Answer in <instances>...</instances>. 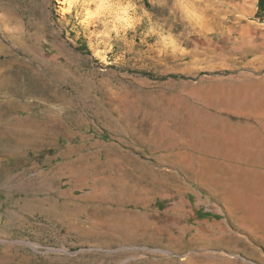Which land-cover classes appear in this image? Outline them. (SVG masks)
Instances as JSON below:
<instances>
[{
  "label": "rangeland",
  "instance_id": "rangeland-1",
  "mask_svg": "<svg viewBox=\"0 0 264 264\" xmlns=\"http://www.w3.org/2000/svg\"><path fill=\"white\" fill-rule=\"evenodd\" d=\"M260 1L132 0L104 36L91 0H0V264H264L202 147L264 92Z\"/></svg>",
  "mask_w": 264,
  "mask_h": 264
},
{
  "label": "crops",
  "instance_id": "crops-1",
  "mask_svg": "<svg viewBox=\"0 0 264 264\" xmlns=\"http://www.w3.org/2000/svg\"><path fill=\"white\" fill-rule=\"evenodd\" d=\"M254 85L217 96L218 107L240 119L215 117L202 145L209 149L210 172L224 174L211 188L224 196L221 204L242 250L264 247V92Z\"/></svg>",
  "mask_w": 264,
  "mask_h": 264
},
{
  "label": "clouds",
  "instance_id": "clouds-1",
  "mask_svg": "<svg viewBox=\"0 0 264 264\" xmlns=\"http://www.w3.org/2000/svg\"><path fill=\"white\" fill-rule=\"evenodd\" d=\"M91 5L86 18L103 25L105 30L101 35L119 34L134 26L135 4L132 0H91Z\"/></svg>",
  "mask_w": 264,
  "mask_h": 264
},
{
  "label": "trees",
  "instance_id": "trees-1",
  "mask_svg": "<svg viewBox=\"0 0 264 264\" xmlns=\"http://www.w3.org/2000/svg\"><path fill=\"white\" fill-rule=\"evenodd\" d=\"M260 5H261V7H264V0L260 1Z\"/></svg>",
  "mask_w": 264,
  "mask_h": 264
}]
</instances>
